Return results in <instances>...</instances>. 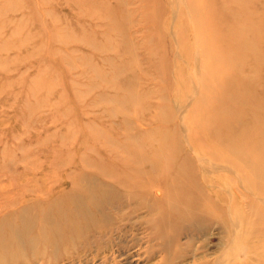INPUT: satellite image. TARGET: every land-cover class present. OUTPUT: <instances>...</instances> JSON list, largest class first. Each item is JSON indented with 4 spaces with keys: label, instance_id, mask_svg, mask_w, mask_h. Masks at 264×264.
<instances>
[{
    "label": "rangeland",
    "instance_id": "1",
    "mask_svg": "<svg viewBox=\"0 0 264 264\" xmlns=\"http://www.w3.org/2000/svg\"><path fill=\"white\" fill-rule=\"evenodd\" d=\"M139 157L215 180L235 233L204 260L264 264V0H0L1 240L52 237L70 174Z\"/></svg>",
    "mask_w": 264,
    "mask_h": 264
},
{
    "label": "bare ground",
    "instance_id": "2",
    "mask_svg": "<svg viewBox=\"0 0 264 264\" xmlns=\"http://www.w3.org/2000/svg\"><path fill=\"white\" fill-rule=\"evenodd\" d=\"M232 148L248 159L244 150ZM255 160L257 164L252 161L255 167L251 166L260 182L254 191L262 193L264 161L263 157ZM98 163L104 166L70 174L69 185L60 186L53 201L62 206H58L52 237L38 231L36 239L16 240L18 233L13 231L10 242L0 238L4 264H133L141 259L149 264H219L215 256L204 260L208 243L200 241L217 235L214 229L231 239L235 230L231 214L220 213L213 178L198 175L185 160L139 157ZM27 222L21 233L34 225L32 220ZM11 241L18 242L16 252L8 251Z\"/></svg>",
    "mask_w": 264,
    "mask_h": 264
}]
</instances>
